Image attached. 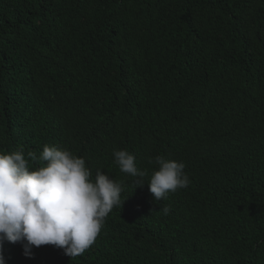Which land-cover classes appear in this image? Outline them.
<instances>
[{
  "label": "trees",
  "instance_id": "1",
  "mask_svg": "<svg viewBox=\"0 0 264 264\" xmlns=\"http://www.w3.org/2000/svg\"><path fill=\"white\" fill-rule=\"evenodd\" d=\"M45 145L124 202L82 255L5 241V264H264V0H0V151ZM157 155L190 180L159 202Z\"/></svg>",
  "mask_w": 264,
  "mask_h": 264
},
{
  "label": "clouds",
  "instance_id": "2",
  "mask_svg": "<svg viewBox=\"0 0 264 264\" xmlns=\"http://www.w3.org/2000/svg\"><path fill=\"white\" fill-rule=\"evenodd\" d=\"M27 156L44 163L31 168L23 149L0 151V264H5V241L21 243L29 257L33 246L42 245L61 248L70 257L82 255L108 214L122 207V184L101 168L93 178L85 158L68 148L45 145L39 157L35 152ZM113 157L121 172L138 178L135 186L144 184L148 173L137 167L133 153L114 150ZM149 163L157 166L147 182L155 202L189 185L183 161L157 155ZM160 211L167 215L170 207Z\"/></svg>",
  "mask_w": 264,
  "mask_h": 264
}]
</instances>
